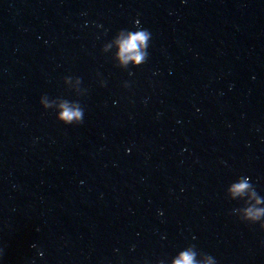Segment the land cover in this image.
Returning a JSON list of instances; mask_svg holds the SVG:
<instances>
[{"label": "water", "instance_id": "water-1", "mask_svg": "<svg viewBox=\"0 0 264 264\" xmlns=\"http://www.w3.org/2000/svg\"><path fill=\"white\" fill-rule=\"evenodd\" d=\"M138 28L147 61L118 67ZM241 176L264 197V0H0V196L264 264Z\"/></svg>", "mask_w": 264, "mask_h": 264}, {"label": "clouds", "instance_id": "clouds-1", "mask_svg": "<svg viewBox=\"0 0 264 264\" xmlns=\"http://www.w3.org/2000/svg\"><path fill=\"white\" fill-rule=\"evenodd\" d=\"M139 25V21H136ZM115 41L118 45L119 51L116 56L119 60L118 67L128 69L131 64L134 67H139L144 64L148 59V47L152 39L151 32L147 29L138 28L137 30L122 29ZM110 45H105L103 51H107ZM130 75L132 73H129ZM72 77H65V83L71 81ZM78 84L82 83L80 77L75 78ZM127 86V85H126ZM86 89L81 90V95L86 94ZM48 96L44 95L41 98V104L45 109H51L53 104L57 108V119L65 125H78L84 122V108L78 101H72L65 98H55L52 103L46 102ZM229 191L232 198L245 197L251 193V197L256 200V205L264 204V197H261L255 186L250 182V178L241 176L236 182L230 185ZM251 205L247 200L244 201V207L233 209V214L243 213L239 216L241 221L251 224L259 223L260 227L264 229V207H257ZM196 246L190 245L186 250L180 251L179 255L173 260V264H202L197 259ZM206 258L207 264H217L214 257L209 254L203 253ZM162 264V261H161Z\"/></svg>", "mask_w": 264, "mask_h": 264}]
</instances>
